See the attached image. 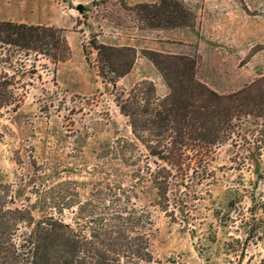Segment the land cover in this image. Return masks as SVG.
<instances>
[{"label": "rangeland", "instance_id": "1", "mask_svg": "<svg viewBox=\"0 0 264 264\" xmlns=\"http://www.w3.org/2000/svg\"><path fill=\"white\" fill-rule=\"evenodd\" d=\"M0 21L61 29L69 49L54 63L0 48V62L9 57L0 77L19 101L0 109L8 208L87 230L130 217L148 238L150 264H264L261 121H247L159 197L153 159L119 109L151 85L156 98L169 94L146 53L179 56L181 71L222 95L264 75V0H0ZM94 45L133 49L132 69L102 80ZM29 228L20 224L17 236Z\"/></svg>", "mask_w": 264, "mask_h": 264}, {"label": "trees", "instance_id": "2", "mask_svg": "<svg viewBox=\"0 0 264 264\" xmlns=\"http://www.w3.org/2000/svg\"><path fill=\"white\" fill-rule=\"evenodd\" d=\"M2 47L9 48V56L21 52L26 60L33 56L34 62L43 56L58 63L69 55L63 30L10 21H0ZM92 47L102 80L113 84L132 69L133 49ZM146 54L160 66L169 94L158 99L151 85L147 92L139 91L142 103L139 96L133 95L119 109L153 159V184L159 197H164L169 180L188 174L193 164H207L215 147L232 141L247 121L260 120L264 130V75L234 93L222 95L197 81L193 69L181 71L176 58L179 56H165V60L157 61ZM0 63L9 64V57ZM172 68L175 71L170 77L166 72ZM9 80L0 77V109L17 107L19 103L13 97ZM239 138L245 141L238 135ZM5 188L0 186V264H150L148 238L132 225L130 217L121 222L117 216L105 224L92 220L90 224L100 225H86L88 230L51 215L34 221L30 209L7 207L9 196ZM136 221L140 223L139 219ZM22 223H28L30 228L18 237Z\"/></svg>", "mask_w": 264, "mask_h": 264}, {"label": "crops", "instance_id": "3", "mask_svg": "<svg viewBox=\"0 0 264 264\" xmlns=\"http://www.w3.org/2000/svg\"><path fill=\"white\" fill-rule=\"evenodd\" d=\"M29 25V24H28ZM31 25V24H30Z\"/></svg>", "mask_w": 264, "mask_h": 264}]
</instances>
